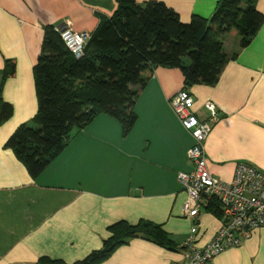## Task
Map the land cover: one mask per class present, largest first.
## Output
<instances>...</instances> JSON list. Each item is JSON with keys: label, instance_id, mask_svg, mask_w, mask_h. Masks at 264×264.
<instances>
[{"label": "crops", "instance_id": "obj_1", "mask_svg": "<svg viewBox=\"0 0 264 264\" xmlns=\"http://www.w3.org/2000/svg\"><path fill=\"white\" fill-rule=\"evenodd\" d=\"M144 3L149 0H138ZM176 10L184 22L210 18L220 0H157ZM118 8L117 0H0V107H13L0 124V264H40L43 258L75 264L102 248L116 222L149 221L168 235L173 248L137 237L98 264H182L183 244L193 221L184 214L187 192L178 179L190 172L194 144L170 105L185 88L179 68L159 66L136 100L138 119L129 133L106 113L75 131L64 150L36 178L7 141L38 112L35 65L47 27L70 23L90 36ZM264 14V0L257 1ZM224 49L237 53L215 85L188 89L195 110L208 118L205 103L216 104L219 120L206 143L208 167L225 182L237 164L264 169V23L250 45L228 34ZM15 73L2 81L6 62ZM208 207V206H207ZM203 208L197 218L198 245L211 242L221 214ZM211 264H264V227Z\"/></svg>", "mask_w": 264, "mask_h": 264}, {"label": "trees", "instance_id": "obj_2", "mask_svg": "<svg viewBox=\"0 0 264 264\" xmlns=\"http://www.w3.org/2000/svg\"><path fill=\"white\" fill-rule=\"evenodd\" d=\"M117 1L116 12L91 35L81 58L54 26L45 31L34 68L38 112L7 141L34 178L64 150L75 131L102 113L120 120L129 133L138 119V95L157 67L181 69L186 89L215 85L226 64L238 55L225 52L226 36L237 35L240 48H245L264 23L258 0H220L210 18L194 15L189 22L163 1ZM14 73L15 63L8 60L2 81ZM12 114V105L1 100L0 124ZM207 208L221 214L215 201ZM109 232L102 248L75 264H98L137 237L173 248L166 232L149 221H119ZM40 264L67 263L43 258Z\"/></svg>", "mask_w": 264, "mask_h": 264}, {"label": "built area", "instance_id": "obj_3", "mask_svg": "<svg viewBox=\"0 0 264 264\" xmlns=\"http://www.w3.org/2000/svg\"><path fill=\"white\" fill-rule=\"evenodd\" d=\"M56 30L71 52L81 58L91 36L75 31L70 23ZM170 105L195 141L188 151L193 169L178 174L180 184L187 192L183 211L193 221L182 247V264H211L218 255L240 246L256 229L264 227V169L242 161L237 164L231 182L214 176L208 167L206 143L220 118L216 104L206 102L208 118L201 119L195 110L193 94L183 88L172 97ZM214 201L220 207L221 226L213 240L200 247L197 218L201 210Z\"/></svg>", "mask_w": 264, "mask_h": 264}]
</instances>
